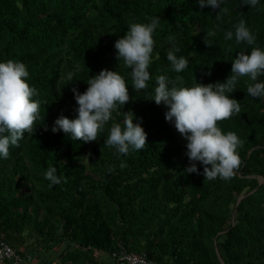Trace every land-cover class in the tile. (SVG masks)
Here are the masks:
<instances>
[{"label": "trees", "instance_id": "obj_1", "mask_svg": "<svg viewBox=\"0 0 264 264\" xmlns=\"http://www.w3.org/2000/svg\"><path fill=\"white\" fill-rule=\"evenodd\" d=\"M221 7L227 11L217 19L219 8L198 0H0V60L26 63L41 102L35 132L0 158V236L32 253L65 244L61 264H106L95 250L112 255L123 248L157 264H264V98L248 94L250 77L230 93L241 112L218 121L242 141L241 165L227 180L206 178L200 162V172H187L186 139L165 118L167 106L152 99L161 74L183 76L185 84L231 75L238 51L254 46L224 38L241 19L264 47V0L255 8L241 0ZM155 16L152 79L135 90L115 41L131 22ZM170 37L177 55L189 58L180 73L167 59ZM104 68L125 76L130 99L113 110L98 139L73 141L63 130L52 131L59 115H77L73 86L86 90L90 75ZM129 110L142 117L148 143L117 154L104 140L111 123L122 122ZM50 165L62 177L51 187L44 175Z\"/></svg>", "mask_w": 264, "mask_h": 264}, {"label": "clouds", "instance_id": "obj_2", "mask_svg": "<svg viewBox=\"0 0 264 264\" xmlns=\"http://www.w3.org/2000/svg\"><path fill=\"white\" fill-rule=\"evenodd\" d=\"M201 7L219 8V13L226 12L221 6L225 0H198ZM261 0H241V5L257 7ZM160 24V17H150L147 22L133 21L126 32L115 41L118 60L131 69L132 86L135 90L148 87L152 79L150 65L156 44L154 33ZM215 29L206 34L214 36ZM235 36L237 43L254 45L249 50H241L232 60L231 75L224 80L208 83L193 81L185 84L183 76L170 79L167 74L156 77V103L167 106L165 118L174 123L176 129L186 139V155L190 163L187 172H200L197 162L203 164V174L208 179L217 177L225 180L236 175L241 165L238 147L242 141L235 131H225L218 121L241 112L239 100L230 95L240 78L249 76L251 82L247 92L255 98H264V47L256 44V36L244 19L235 25V32L226 30L225 39ZM172 46L167 51V59L173 70L182 72L189 65V58L177 55L180 52L175 38L170 37ZM80 66L77 65L76 70ZM29 69L19 59L0 60V158H8L10 146L19 145L25 133L33 134L36 121L40 118L41 102L36 97L38 90L29 82ZM87 80L88 87L80 91L73 86L72 91L77 101L75 117L59 115L52 125V131L63 130L73 141L84 142L98 139L106 125L113 120V110L124 106L130 99L129 87L124 75L104 68ZM69 81L75 79V70L67 73ZM142 117L136 119L134 111H125L123 121L111 123L104 143L117 154H128L130 150L142 149L147 141V132L142 124ZM49 186L62 183L57 168L50 165L44 173ZM63 179H66L63 178Z\"/></svg>", "mask_w": 264, "mask_h": 264}, {"label": "built area", "instance_id": "obj_3", "mask_svg": "<svg viewBox=\"0 0 264 264\" xmlns=\"http://www.w3.org/2000/svg\"><path fill=\"white\" fill-rule=\"evenodd\" d=\"M114 264H157L150 259L146 253H138L123 248L112 255ZM9 262L11 264H40L37 255L27 250H18L9 244L3 236H0V264Z\"/></svg>", "mask_w": 264, "mask_h": 264}, {"label": "rangeland", "instance_id": "obj_4", "mask_svg": "<svg viewBox=\"0 0 264 264\" xmlns=\"http://www.w3.org/2000/svg\"><path fill=\"white\" fill-rule=\"evenodd\" d=\"M90 151L91 150H88V152H87V160H89ZM29 241H30L29 242L30 245L32 246V243L34 241V238L33 237L30 238ZM26 248L27 247L24 246L23 250H27ZM57 248H58V246H57ZM56 250H57L56 248L55 249L54 248L48 249V247L47 248L44 247V248H42V250L34 251L35 252L34 254L37 255V258L38 259L39 258H45V260L43 261V263H45V264H51L54 261L53 260L54 259L53 257H55L57 255L58 250L57 251ZM95 252H96V250L94 251V254H95ZM96 256L98 258H104V255L102 256V254H99V253H97ZM105 258L108 259L110 262L112 261L111 257H109V256L108 257H105Z\"/></svg>", "mask_w": 264, "mask_h": 264}, {"label": "crops", "instance_id": "obj_5", "mask_svg": "<svg viewBox=\"0 0 264 264\" xmlns=\"http://www.w3.org/2000/svg\"><path fill=\"white\" fill-rule=\"evenodd\" d=\"M57 246H58V248H57ZM55 248L58 250V252H57V255L55 257H53L54 258L53 259L54 261L51 264H61L60 263L61 262V260H60V253L65 249V244L56 245L54 247V249ZM97 253L102 254V256L104 255V258H98L96 256ZM94 256L99 260L100 263H104L105 262L106 264H114V261H113L112 256H111L110 253H107V252H104V251H101V250H96ZM108 256L111 257V259H112L111 262L108 259L105 258V257H108ZM39 260H40V264H45V263H43V261L45 260V258H39ZM3 264H11V263L6 262V263H3Z\"/></svg>", "mask_w": 264, "mask_h": 264}, {"label": "water", "instance_id": "obj_6", "mask_svg": "<svg viewBox=\"0 0 264 264\" xmlns=\"http://www.w3.org/2000/svg\"><path fill=\"white\" fill-rule=\"evenodd\" d=\"M245 196V195H244ZM244 196H242V197H240V199L239 200H241Z\"/></svg>", "mask_w": 264, "mask_h": 264}]
</instances>
